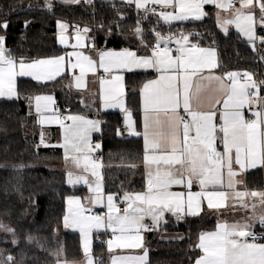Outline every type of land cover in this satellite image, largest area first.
Returning a JSON list of instances; mask_svg holds the SVG:
<instances>
[{
  "label": "trees",
  "instance_id": "obj_1",
  "mask_svg": "<svg viewBox=\"0 0 264 264\" xmlns=\"http://www.w3.org/2000/svg\"><path fill=\"white\" fill-rule=\"evenodd\" d=\"M50 4L51 7L45 0H0V33L5 34L4 45L12 57L33 60L62 53L55 36L58 20L72 26L97 25L99 45L136 47L144 53H149L160 37L173 39L188 34L191 41L200 45L216 46L220 71L245 70L260 76L264 92V49L258 47L256 55L244 43L248 40L237 31L220 30L211 6L203 19L166 22L159 13L117 1ZM137 28L142 30L140 38ZM259 34L264 35V30L260 29ZM155 75L154 71L127 73L125 88L129 105L139 102L142 84ZM69 80L68 73L47 82L18 78V97L0 100V222L12 227L17 240L13 243L11 236L0 238V253L8 264L9 256L14 258L11 264H56L59 254L68 262L79 261L84 256L79 233L56 231L66 214L68 195L81 192L82 187L68 186L62 172L53 168L63 160L62 152L39 147L28 132V95L51 92L67 112L85 110L67 90ZM102 119L106 191L121 195L144 190L147 177L142 169V138L119 131L123 124L119 113H105ZM262 177V169L249 172L246 186H262ZM216 225L215 218L203 215H186L179 220L168 216L160 229L146 236L147 264H192L200 253L195 247L199 234ZM161 231L178 232L182 237L162 239ZM92 253L95 264H106L103 244L95 243Z\"/></svg>",
  "mask_w": 264,
  "mask_h": 264
},
{
  "label": "snow or ice",
  "instance_id": "obj_2",
  "mask_svg": "<svg viewBox=\"0 0 264 264\" xmlns=\"http://www.w3.org/2000/svg\"><path fill=\"white\" fill-rule=\"evenodd\" d=\"M79 3V0H71ZM129 4H135L138 9L145 12L151 11L156 14L155 9L147 7L148 0H126ZM152 3H159L163 7L172 6L176 12H161L160 15L166 22L171 20H185L192 14L194 19L200 20L206 13L203 6L213 4L214 0H151ZM240 2V0H238ZM254 2L258 4L260 16L256 17L254 11H236L234 21L225 23H235L236 27L244 32L249 41H255L254 25L258 24L264 28V0H243L241 8L252 9ZM51 7V4L48 5ZM220 8H232V4L215 5ZM7 27V25H3ZM65 29V25H60ZM85 32L88 29L84 30ZM137 28L136 32L141 33ZM226 31V29H225ZM159 37V34H157ZM160 42L163 38L160 37ZM183 44L176 50L178 55L173 57L171 50L160 48L157 43L150 56L138 57L135 52L123 51L112 52L103 51L99 54L98 66L105 73H112L114 70L125 69H155L160 73L158 79L149 81L143 85L144 95V140L145 150L153 155H145L144 160L148 166L147 191L133 195H125L127 207L123 210L113 205V197H107L109 214L106 217L94 216L85 217L79 206L73 211L71 223L79 225L85 237L84 251L89 253L88 235L91 229L111 230L115 244L112 239L107 241L108 249L116 248H140L143 246L141 231H150L143 222L146 217H150L155 226H158L166 212L177 215L187 210L188 215H197L200 208L199 200H207L209 208L221 206V202L226 199L224 192L209 191V187L215 188L217 185L224 186V172H227V187L233 189L236 181L234 177L237 172L233 165H238L240 169L248 167L255 168L259 164L264 166V98L259 97L258 88L253 81L251 84L237 83L238 74L228 75L230 84L223 83L221 77H202L208 81L218 82L219 90L223 92L222 111L219 121L217 112L210 110L207 112L192 108L193 93L190 89V80L203 69L215 67L212 57L214 51L203 49L198 46L186 48L184 44L188 42L187 36H182ZM261 44H264V37H260ZM77 43L81 40V34L77 32ZM60 42L64 43L61 35ZM147 47V45H146ZM76 57V62L71 64L73 69L80 68L79 81L85 72V65L88 70H94L97 62L82 53H72ZM65 57L60 56L52 59H41L32 62L24 60L16 61L8 49L4 47V37H0V96L5 94L12 96L15 94L14 83L16 77H32L36 81L55 80L61 75ZM70 62V61H69ZM18 65V67H17ZM250 80V74H245ZM123 77L112 76L110 87L105 96L106 107L122 106L120 97L123 95ZM183 82V94L181 95L180 82ZM104 81H102L103 83ZM250 88L257 89L256 92L249 91ZM199 89L196 95L198 97ZM36 111L39 113L41 100L51 102L52 97L36 96ZM183 105L184 112L188 119L180 116L178 109ZM220 103L219 100L216 101ZM260 104V108L254 111V119H245L242 109L245 105L252 106ZM161 115L165 119H161ZM130 116V114H129ZM69 120L78 122L76 135L85 143L92 131H99V122L88 120L81 116H69ZM128 128L131 135H139L132 126L129 119ZM71 131V129H67ZM223 146V152L217 150V144ZM79 151L78 145H73ZM95 148L100 145L96 144ZM87 161V157H85ZM77 164L79 160L77 159ZM155 165L153 171L152 166ZM100 164L92 163V175L97 176L96 169ZM163 168V170H162ZM69 182H72V173H69ZM82 178H77V182ZM199 183L202 191L191 193L185 196L183 192L173 193L170 188L173 185H185L189 190L193 182ZM84 183L88 181L84 179ZM99 191V184H97ZM249 193L237 191L235 196L242 201ZM252 197H260L261 204H264V192H251ZM69 204L79 205V201L70 199ZM245 207L247 205H244ZM255 208V205H253ZM116 214L113 215L112 213ZM179 218V217H178ZM261 226H264V215L257 218ZM66 226L69 218L65 217ZM3 226L0 225V228ZM251 225L248 223L227 224L220 223L213 232L202 233L199 237L198 247L203 255L196 261V264H264V243H258L257 235L250 231ZM7 231H12L7 229ZM249 238H251L249 240ZM15 243V241H13ZM147 253H145V256ZM145 257H115L112 264H144ZM14 260L9 256L8 261ZM88 264H94L93 259H88Z\"/></svg>",
  "mask_w": 264,
  "mask_h": 264
},
{
  "label": "crops",
  "instance_id": "obj_3",
  "mask_svg": "<svg viewBox=\"0 0 264 264\" xmlns=\"http://www.w3.org/2000/svg\"><path fill=\"white\" fill-rule=\"evenodd\" d=\"M47 4H50L54 1H59L62 3H70V4H84V3H93L97 0H79V3L71 2V0H45ZM102 1H117L122 3H127L126 0H102ZM232 1H235L232 3ZM141 2H144V0H141ZM243 0H214L213 4H206L203 6V11L206 13L207 16L208 11L207 7L211 6L214 8V14L216 18V22L218 24V27L220 30L224 32H228V30H235L237 31L244 39L248 40V37L244 34V32L240 31L235 23H225V21H234L236 18V11H242V12H248V11H254L257 18L260 16L259 7L258 4L254 2V6L252 9H244L241 8V3ZM228 3L232 4V8H220L215 5H226ZM153 5H160L162 7L161 11L159 12V16L161 12H173V14H176L174 8L172 6L163 7L159 3H152L151 0H148L147 7L151 9ZM133 6L136 7V5L133 3ZM137 8V7H136ZM138 9V8H137ZM142 10L143 9H138ZM202 17V19L204 18ZM161 18H163L161 16ZM193 15L190 14L188 19H192ZM185 19V20H188ZM171 21H183V20H171ZM65 25V29H61L60 25ZM255 28V35L256 39L255 41L258 43V47L264 49V45L260 42V37H264L263 35L259 34V30L264 28H261L258 24L254 25ZM88 29L87 32L84 30ZM90 29L89 27H81V26H72L69 22H66L64 20H58L55 25V36L57 39V43L60 47H62V53L58 55L53 56H45L40 57L33 60H24L25 62H32L35 60H41V59H52L60 56L65 57L64 65L61 69V75L67 74L70 76V80L67 85V90L69 93L77 98L82 105L85 107V110L82 111H71L66 112L65 116L63 117L60 109L58 107V103L56 100V97L54 93L51 92H40L33 95L26 96V105H27V118L29 122L28 126V132L29 134L34 137L37 141V145L39 147H43L49 150H58L61 151L63 154V160L59 163L54 165L53 168L58 169L59 172H62L65 181L68 186L70 187H82V191L79 193H73L68 195L66 199V214L64 216V219L62 223L59 225V227L56 228V231L58 233H65V232H77L80 234L81 240H82V248L84 252L83 259L79 261L74 262H67V264H88V259L91 258L94 261L95 259L93 256V246L95 244L94 238L101 234L104 235L106 231L111 230H105L104 228H101L100 230H96L95 228L91 229L88 235V243H89V253H85L84 251V243H85V237L82 234L79 225L72 224V216L73 211L79 206L82 215L85 217H94V216H101L106 217L109 214V209L107 207L108 200L107 197L111 195L113 197V205L116 208H119L123 210L127 207V203L125 201V195H135L137 193H144L147 191V186L144 190L141 191H135V192H125L121 195H117L115 193H110L106 191L105 188V180H104V161L102 159L101 163H98L100 159H94L93 155L97 151L101 149V143L99 148H95L94 146H91L89 143L94 139L100 136V134L103 132V119L102 116L105 113H119L122 116V123L125 125V130L121 131V133H124V135L130 136V137H141L142 143L144 145V157L145 155H153L158 153H151L147 152L145 150V140H144V121H145V111H144V95H143V85L149 81L158 79L160 76V73L157 72L155 69L148 68V69H134L133 71H127L125 69L120 70H114L112 73H105L102 68L98 66L99 61V54L103 51H112V52H123V51H131L135 52L138 57H145L150 56L152 50L149 53H144L140 51L136 47H107L99 45L95 41L89 40L90 35ZM226 29V31H225ZM77 32L81 34V40L79 43H77L76 35ZM63 35L64 37V43L60 42V37ZM182 36L188 37V42L184 44L186 48H191L192 46H198L203 49H211L214 51V56L212 57V61L215 65V67L209 69H203L200 73H197L195 76L192 77L190 80V89L193 93V100H192V108L193 109H199L200 111H210L214 110L217 112V121H219L220 112L222 109V101L225 98L223 92L219 90L218 82L215 80L208 81L207 79H202V77H221L223 79V83L230 84L231 81L228 80L224 74L225 72H222L219 70V55H218V49L213 46H203L200 45L194 41H191L188 34H184L181 36H178L177 38H173L170 40L173 41H181V44H183V40L181 39ZM160 40V39H159ZM157 44V43H156ZM181 44H178V48L181 46ZM5 46V45H4ZM6 48V47H5ZM7 49V48H6ZM82 53L85 56H89L93 61H96V67L94 70H88L87 65H85V72L83 77L78 81L77 77H80V68L77 67L73 69L71 67L72 63L76 62V57L73 55H70L72 53ZM173 57L178 55L176 52H171ZM16 61H20L23 59H16L13 57ZM70 61V62H69ZM18 67V65H17ZM135 71H154L156 72V75L148 80H146L140 89V100L136 105H129L128 99H127V89L126 87V75L130 72ZM237 72V83L239 84H251L253 81L256 83L257 88H259L258 78L259 76L253 75L251 72L248 71H231V74ZM245 74H250L251 79L249 80ZM120 75L123 77V95L120 97V101L122 106L118 107H106L105 106V96L107 93L108 88L110 87V82L112 79V76ZM57 76V77H59ZM56 77V78H57ZM18 78H30L32 77H16L15 83H14V89L15 94L12 96H9L7 94L0 96V100L2 99H13L18 97V93L16 92V82ZM34 80V79H33ZM36 81V80H35ZM102 81H104L102 83ZM39 82H45V81H39ZM180 88H181V95L183 94V82H180ZM197 89H199L198 97L196 95ZM259 90V89H258ZM249 91L256 92L257 89L250 88ZM258 95L261 98H264V92L261 90L258 91ZM36 96H42L47 97L51 96L52 101H46L41 100V108L40 112L38 113L36 111L35 107V97ZM219 100L220 103L217 104L216 101ZM260 108V104H253L252 106L245 105V107L242 109L245 119H254L255 117L252 115L254 111H257ZM180 116H185V112L183 109V105L181 103L180 108L177 110ZM130 114V116H129ZM69 116H81L88 120L92 121H98L99 122V131H92L87 139V142L85 143L82 141L77 135L76 131L78 128V122L74 123L73 121L69 120ZM129 119L132 123L133 129L139 133V135H131L130 130L128 128ZM161 119H165L163 115H161ZM71 129V131H67V129ZM73 145L79 146V151H77L76 147H73ZM217 150L223 152V146L219 143L217 144ZM85 157H87V161L85 160ZM77 159L79 160V164H77ZM98 163L101 165L98 169H96L98 175L93 176L92 175V163ZM142 169H144V172L147 176L148 172V166L145 163V160L142 163ZM234 170L237 172V175L234 177L235 183L233 189H229L227 187V172L226 169L223 170L224 172V186L221 187L217 185L215 188L209 187V191H217V192H224L226 194V199L221 202V206L216 208H209L207 200L204 198H200L199 204L200 208L197 209L198 214L197 215H203L208 218H215L217 225L212 230H207L202 233H209L213 232L217 229L218 224L220 223H227L229 225L235 224V223H248L251 225L250 230H252L255 225L258 222V217L261 215H264V204H261L260 197H252L250 195L251 192H264V166H260L259 164L255 168H245L240 169L238 165H233ZM153 171L155 170V165L152 166ZM262 169L263 171V184L262 186H258L255 188H249L246 186V179L248 176V173L254 170ZM163 170V168H162ZM69 173H72V182H69ZM77 178L80 179L79 182H77ZM84 179H86L88 182L84 183ZM97 184H99V191H97ZM170 191L173 193L177 192H183L185 193V196L189 191L191 193H199L202 191L200 185L198 182L194 181L192 188L189 190L185 185H173L170 188ZM237 191L241 192H248L249 195L245 196L242 201H240L236 196L235 193ZM70 199H75L79 201V205L77 204H69ZM123 200L125 201L124 205H119L118 201ZM244 205H247L246 207ZM253 205H255V208H253ZM97 210L99 211L97 214H85L86 210ZM113 215L116 213L113 212ZM187 214V210L185 208L184 212H181L177 215H173L171 212H166L164 217L161 219L158 226L153 225L148 226L150 231H141L140 235L143 237L142 244L143 246L140 248H116L113 247L111 251L108 249V245L103 244L106 247V254H105V260L106 264H112V260L115 257H145L144 264H147L148 262V246H147V235L150 232H155L156 230L160 229L161 226L166 223V219L168 216H171L177 220L185 217ZM65 217L69 218V224L66 226L65 224ZM179 217V218H178ZM150 218V217H146ZM145 218V219H146ZM145 221V220H144ZM144 223V222H143ZM201 233V234H202ZM199 234V237L200 235ZM159 236L162 239H172V238H181L182 235L178 232L174 231H161L159 232ZM199 237L196 240L195 247L196 249L200 250L199 255L196 257L194 262L192 264H196V261L203 255L202 250L198 247L199 245ZM110 240V239H109ZM115 244V239L112 238ZM250 240V239H249ZM258 243H264V241H257ZM145 253L147 255L145 256ZM101 258V257H100ZM66 262V261H65Z\"/></svg>",
  "mask_w": 264,
  "mask_h": 264
},
{
  "label": "built area",
  "instance_id": "obj_4",
  "mask_svg": "<svg viewBox=\"0 0 264 264\" xmlns=\"http://www.w3.org/2000/svg\"><path fill=\"white\" fill-rule=\"evenodd\" d=\"M234 2L235 1H232V3H234ZM153 8L155 9L156 13H159L161 11V9H162V7L160 5H153L151 7V9H153ZM0 37H4L5 38V34L0 33ZM89 40L90 41H95L96 43H98V28H97V25H95L94 27H92L90 29ZM165 47L168 48L169 50H171V52H176V50L178 49L177 42L173 41V40H170V39H163V42H160V48L163 49ZM260 82H261V78L259 76V78H258L259 90L262 89V84ZM58 107L60 109V112H61L62 116L64 117L65 113L67 111L65 109H62L59 105H58ZM184 117H185V119H188L187 114H185ZM124 128H125V125L122 124L121 127H120V130L123 131V130H125ZM102 135H103V132L100 134L99 137L94 138L89 143L91 146H95L99 142L101 143V149L99 151H97L96 153H94V155H93L94 159H97V158L98 159H103L104 158L103 157L104 156V149H103V145H102V143H103ZM118 204L119 205H124L125 201L119 200ZM98 212L99 211H97V210H90L89 209V210H86L85 214H88V215L93 214V215H95ZM144 224L148 225V226H152L153 222H152L151 218H146L145 221H144ZM250 231L254 232L257 235V237H264V226H261L260 223H257L255 225V227L252 230H250ZM112 238H114L113 233L111 231H106L104 235H101V234L97 235L94 238V241H95V243L106 244L107 241L109 239H112ZM249 239H251V238H249ZM257 241H264V239H258Z\"/></svg>",
  "mask_w": 264,
  "mask_h": 264
},
{
  "label": "rangeland",
  "instance_id": "obj_5",
  "mask_svg": "<svg viewBox=\"0 0 264 264\" xmlns=\"http://www.w3.org/2000/svg\"><path fill=\"white\" fill-rule=\"evenodd\" d=\"M137 36H138V38H140L141 37V33H139V34L137 33ZM177 37H175V38H177ZM156 43H160V40H158ZM234 73L237 74V72H234ZM224 76H225V74H224ZM98 161H99L98 163H101L102 159H100ZM0 225L3 226L2 228H0V238L11 236V238L16 242L17 240H16V238H15V236L13 234L14 230L12 229V227L9 224L4 223V222H0ZM7 229H11L12 231H7ZM65 261L66 260H65V258H64V256L62 254L57 255V263L56 264H67L68 261H66V262ZM0 264H8L7 261L5 260L4 256L2 255V252L0 253Z\"/></svg>",
  "mask_w": 264,
  "mask_h": 264
},
{
  "label": "water",
  "instance_id": "obj_6",
  "mask_svg": "<svg viewBox=\"0 0 264 264\" xmlns=\"http://www.w3.org/2000/svg\"><path fill=\"white\" fill-rule=\"evenodd\" d=\"M244 43L247 44V45H249L253 49L254 53H256V55H257V53H258V46H257V42L256 41H244ZM257 60H261V59L260 58H257ZM229 74H231L230 71H228V72L225 73V77L227 79H228V75Z\"/></svg>",
  "mask_w": 264,
  "mask_h": 264
}]
</instances>
